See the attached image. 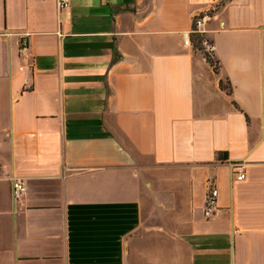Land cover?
<instances>
[{"label":"crops","instance_id":"0c3cea01","mask_svg":"<svg viewBox=\"0 0 264 264\" xmlns=\"http://www.w3.org/2000/svg\"><path fill=\"white\" fill-rule=\"evenodd\" d=\"M0 264H264V0H0Z\"/></svg>","mask_w":264,"mask_h":264},{"label":"built area","instance_id":"2783aa9c","mask_svg":"<svg viewBox=\"0 0 264 264\" xmlns=\"http://www.w3.org/2000/svg\"><path fill=\"white\" fill-rule=\"evenodd\" d=\"M56 11L58 16L65 13L70 7V0H55ZM213 25V16L210 11L201 10L194 15L190 29L185 32L183 38V44L185 46L193 47L202 52L207 60H214L215 45L213 41L207 36V31L210 26ZM21 52L25 53L27 49L26 39L20 41ZM232 175L241 180L245 177L244 166L241 162L230 163ZM12 195L16 202L21 199L25 193L26 185L24 180L19 176H12ZM218 189L214 185L212 180H208L206 183V191L204 195L203 203V216L210 218L216 215L218 211L217 206Z\"/></svg>","mask_w":264,"mask_h":264},{"label":"trees","instance_id":"16d2710c","mask_svg":"<svg viewBox=\"0 0 264 264\" xmlns=\"http://www.w3.org/2000/svg\"><path fill=\"white\" fill-rule=\"evenodd\" d=\"M211 65H215V61L214 60H207ZM218 159L220 160H225V157L223 154H219L218 155Z\"/></svg>","mask_w":264,"mask_h":264}]
</instances>
